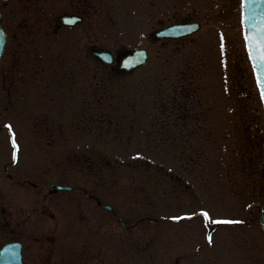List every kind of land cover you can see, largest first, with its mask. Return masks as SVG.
Here are the masks:
<instances>
[{
    "label": "rangeland",
    "instance_id": "1",
    "mask_svg": "<svg viewBox=\"0 0 264 264\" xmlns=\"http://www.w3.org/2000/svg\"><path fill=\"white\" fill-rule=\"evenodd\" d=\"M241 1L8 4L9 27L51 24L64 13H85L66 43H58L72 45L74 58L90 56L88 97L77 90L81 84L74 87L70 156L41 157L37 170L41 183L86 185L130 220L133 228L127 232L114 220L95 222L106 234L111 255L106 264H115L117 231L124 245L116 259L121 264H264L258 208L252 209V222L247 213L253 201L264 210V113L245 49ZM183 20H197L200 29L180 39L152 35ZM133 47H146L149 60L131 73H117L92 59L93 49L116 53ZM35 118L61 119L54 108ZM82 119H89L90 126H75ZM48 131L41 136L46 138ZM55 147L43 146L65 155L64 145ZM218 221L223 223L210 229Z\"/></svg>",
    "mask_w": 264,
    "mask_h": 264
},
{
    "label": "flooded vegetation",
    "instance_id": "2",
    "mask_svg": "<svg viewBox=\"0 0 264 264\" xmlns=\"http://www.w3.org/2000/svg\"><path fill=\"white\" fill-rule=\"evenodd\" d=\"M10 1L0 0V21L6 36L0 55V179L4 181L0 183V264H106L111 255L104 227L94 224L106 219L119 222L120 210L102 206L100 195L91 193L84 184L74 185L71 190L43 188L56 180L41 183L37 170L40 167L37 159L41 157L70 156L67 149L73 137L74 87L81 84L77 90L88 97L90 56L88 53L81 60L74 58L72 45L66 48L58 43L65 44L72 30L82 23L73 27L58 21L9 27L5 24V11ZM75 13L85 21L82 10ZM92 59L104 66L97 58ZM111 67L123 73L114 65ZM83 102L82 105L88 103V98ZM51 108L61 119L35 118L37 112H49ZM83 114L88 117L87 112ZM76 121L81 122L75 125L78 128L81 124L90 126L89 119ZM102 124L103 120L100 127ZM56 128L62 130L58 132ZM46 129L49 131L45 138L41 135L46 134ZM58 137L62 138L60 144L56 141ZM50 143H55L56 149L64 145L65 155L43 148ZM31 144L38 150L43 148L42 151H32ZM61 192L67 195L61 196ZM124 216L129 224L130 220ZM132 228L126 226L123 230ZM117 234L119 249L114 261L121 264L116 259H120V246L124 245L118 231Z\"/></svg>",
    "mask_w": 264,
    "mask_h": 264
},
{
    "label": "water",
    "instance_id": "3",
    "mask_svg": "<svg viewBox=\"0 0 264 264\" xmlns=\"http://www.w3.org/2000/svg\"><path fill=\"white\" fill-rule=\"evenodd\" d=\"M244 18H245V34L247 48L250 54L251 62L255 71L257 84L261 91L262 99L264 101V84L261 83L264 80V60L261 59V50L259 41L264 37V0H244ZM68 22V21H66ZM72 24V23H70ZM199 25L197 23H182L173 24L160 31V36H172L178 37L181 35L189 34L197 30ZM1 31V29H0ZM4 44V35L0 36V52ZM109 53V52H104ZM110 54V53H109ZM124 66L128 69L135 68L144 64L147 60V53L144 49H135L130 52L126 57ZM55 185L56 190L63 188L61 185L52 183L48 186ZM69 188V187H67ZM256 203H252L248 206V211L251 215V208ZM261 223L264 227V216L262 209L259 212Z\"/></svg>",
    "mask_w": 264,
    "mask_h": 264
},
{
    "label": "snow or ice",
    "instance_id": "4",
    "mask_svg": "<svg viewBox=\"0 0 264 264\" xmlns=\"http://www.w3.org/2000/svg\"><path fill=\"white\" fill-rule=\"evenodd\" d=\"M259 46H260V50H261V59L264 60V37H262L260 39ZM105 58L107 59V57H105ZM261 83L264 84V80H262ZM204 215L207 216L208 214L205 212Z\"/></svg>",
    "mask_w": 264,
    "mask_h": 264
}]
</instances>
